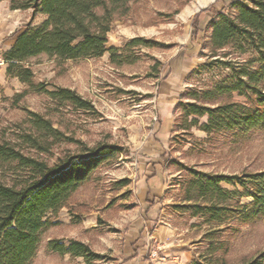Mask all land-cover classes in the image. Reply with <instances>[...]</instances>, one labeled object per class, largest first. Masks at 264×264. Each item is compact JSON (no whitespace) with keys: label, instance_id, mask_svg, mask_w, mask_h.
Segmentation results:
<instances>
[{"label":"rangeland","instance_id":"374dc122","mask_svg":"<svg viewBox=\"0 0 264 264\" xmlns=\"http://www.w3.org/2000/svg\"><path fill=\"white\" fill-rule=\"evenodd\" d=\"M215 1L199 7L196 0L130 1L128 12L117 15L107 33V45L116 49L115 60L109 51L93 59L59 60L40 54L27 60L35 83L43 84L47 91L70 88L90 102L88 110L32 92L7 74L8 63L1 55L32 14L30 10H11L7 0L0 1V141H11L50 166L68 155L86 156L98 147L114 149L58 211L59 224L42 232L36 255L28 264H118L121 256L135 251L137 219L145 217L144 210L151 206L155 227L168 224L176 228V240L189 242L192 264H245L264 251V217L244 222L242 213L231 216V212H223L224 219L218 222L210 220L207 209L213 202L233 210L240 206L249 209L252 197H211L212 192L203 186L205 177L197 175L231 176L263 170L264 131L220 128L208 134L198 128L207 121L206 116L191 126L193 117L183 114L187 103L214 107L246 101L236 93L228 99L223 92L231 83L229 65L239 68L256 55L246 46L240 52L237 43L216 56L209 55L206 22L211 12H199ZM228 1L214 6L232 14ZM198 13L197 23L205 32L197 35V44L190 45L191 23ZM45 19L38 14L32 25ZM137 37L149 42L130 45ZM216 87L221 89L215 91ZM35 112L63 134V141L46 138L33 128L29 118ZM28 134L37 136L41 148L28 147L24 141ZM156 170L164 178L161 192L152 194L144 179ZM25 174L23 168L7 167L0 170V180L22 179ZM220 186L236 189L224 183ZM54 238L65 245L70 240L85 242L100 258L88 263L80 256L49 251L46 244Z\"/></svg>","mask_w":264,"mask_h":264},{"label":"trees","instance_id":"16d2710c","mask_svg":"<svg viewBox=\"0 0 264 264\" xmlns=\"http://www.w3.org/2000/svg\"><path fill=\"white\" fill-rule=\"evenodd\" d=\"M1 1V0H0ZM11 10H30L31 17L25 24L24 30L17 28L13 37L15 40L8 49L3 51L2 60L8 63L7 74L16 77L32 92L46 93L52 99L61 103H69L77 108L91 109L90 102L83 99L70 88L57 91L44 88L41 83L33 81L34 74L29 65V58L44 54L59 60L99 57L110 52L115 60L116 49L108 46L107 33L111 23L118 15L128 12V3L132 0H7ZM225 2L216 0L199 13L211 12L207 28L208 53L210 56L225 49L229 44L237 43V49L242 52L244 46L253 51L256 58H250L238 67H232L231 83L226 86L223 94L226 97L236 93L245 98V103L229 101L223 104L208 106L205 103H187L184 109L185 118L192 116L191 126L198 124L199 117H207V121L199 125L210 134L220 128L226 130L246 129L264 131V0H229L227 7L233 13H224L223 8H216L215 3ZM198 14L192 21L191 43L197 44L199 33L205 29L199 28ZM40 14L46 19L39 25H32L33 20ZM142 37L130 40V45L148 43ZM189 45V47H190ZM228 67V64H226ZM221 87L214 88L215 91ZM33 128L46 138L63 141V134L53 128L51 122L38 113H30ZM28 134L24 141L29 148H41L37 136ZM113 146H102L92 153L84 155H68L57 160L52 166L34 159L8 140L0 141V170L7 167L24 169L25 176L4 182L0 180V264H28L36 255L44 230L58 225V211L66 206L73 192L86 180L106 154L113 152ZM203 186L211 191L213 196L238 195L252 197V206H240L233 210L229 205L213 202L208 206L211 221L221 222L223 212H231V216H244V222L256 217H264V169L243 175H208ZM236 187L228 191L220 184ZM202 194H205L202 192ZM204 207L194 211L199 214ZM247 209V210H246ZM237 211V212H234ZM48 213L51 216H48ZM46 249L60 254L80 256L88 263L100 258L91 251L88 244L78 240H70L65 245L54 238L47 242ZM195 264H201L195 262ZM245 264H264V251L258 254V259H251Z\"/></svg>","mask_w":264,"mask_h":264},{"label":"crops","instance_id":"0c3cea01","mask_svg":"<svg viewBox=\"0 0 264 264\" xmlns=\"http://www.w3.org/2000/svg\"><path fill=\"white\" fill-rule=\"evenodd\" d=\"M163 178L161 170L152 172L144 179L145 188L152 194L161 192ZM144 211L145 217L137 219V226L133 233L135 235L133 241H137L133 246L135 251L131 250L132 253L121 256L118 264H147L145 255L148 246H161V253L165 257L162 264H192L194 253L189 242L183 239L176 240L177 230L168 224L155 227L153 206L147 207Z\"/></svg>","mask_w":264,"mask_h":264},{"label":"built area","instance_id":"2783aa9c","mask_svg":"<svg viewBox=\"0 0 264 264\" xmlns=\"http://www.w3.org/2000/svg\"><path fill=\"white\" fill-rule=\"evenodd\" d=\"M161 252V246H148L145 255L147 264H162L165 257Z\"/></svg>","mask_w":264,"mask_h":264},{"label":"bare ground","instance_id":"6f19581e","mask_svg":"<svg viewBox=\"0 0 264 264\" xmlns=\"http://www.w3.org/2000/svg\"><path fill=\"white\" fill-rule=\"evenodd\" d=\"M209 0H196L195 2V6H202L204 5L205 3H207Z\"/></svg>","mask_w":264,"mask_h":264}]
</instances>
